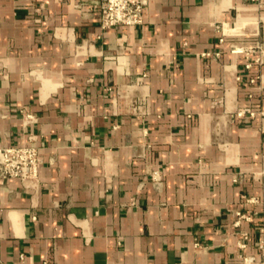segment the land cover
<instances>
[{"label": "crops", "instance_id": "obj_1", "mask_svg": "<svg viewBox=\"0 0 264 264\" xmlns=\"http://www.w3.org/2000/svg\"><path fill=\"white\" fill-rule=\"evenodd\" d=\"M261 112L264 0H0V264H264Z\"/></svg>", "mask_w": 264, "mask_h": 264}, {"label": "built area", "instance_id": "obj_2", "mask_svg": "<svg viewBox=\"0 0 264 264\" xmlns=\"http://www.w3.org/2000/svg\"><path fill=\"white\" fill-rule=\"evenodd\" d=\"M147 4L148 0H98L100 25L102 28L140 25L144 21V10ZM246 66L250 67V63ZM261 113L264 119V112ZM250 114L253 112L250 111ZM27 117L30 118V115ZM41 164L42 157L38 148L30 143L0 146V177L3 179L38 180ZM258 246L264 253V240Z\"/></svg>", "mask_w": 264, "mask_h": 264}]
</instances>
